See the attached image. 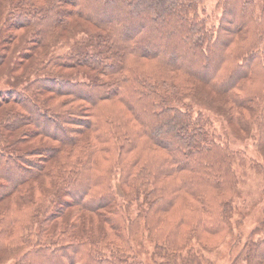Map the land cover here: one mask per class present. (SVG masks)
Masks as SVG:
<instances>
[{
	"label": "trees",
	"instance_id": "16d2710c",
	"mask_svg": "<svg viewBox=\"0 0 264 264\" xmlns=\"http://www.w3.org/2000/svg\"><path fill=\"white\" fill-rule=\"evenodd\" d=\"M201 2L0 0V64L19 48L0 90V264H204L230 234L234 261L264 264V205L244 232L233 201L237 165L264 171V0H219L213 25Z\"/></svg>",
	"mask_w": 264,
	"mask_h": 264
},
{
	"label": "rangeland",
	"instance_id": "374dc122",
	"mask_svg": "<svg viewBox=\"0 0 264 264\" xmlns=\"http://www.w3.org/2000/svg\"><path fill=\"white\" fill-rule=\"evenodd\" d=\"M219 0H202L200 3L199 11L201 13V16L207 17V20L209 23L217 24L218 19L220 17V6L218 5ZM258 5L262 2V0H256ZM116 8V7H115ZM100 13H102L103 9L99 10ZM110 12H114V9H112ZM83 22V21H80ZM65 38V37H64ZM76 37L69 38L66 40H60L57 45L55 43L54 46H49L46 50L48 54L59 52L63 53L70 49L71 43L73 40H75ZM23 42H21L20 45L18 40L11 39L8 43V46L10 45L12 48V51H14L15 47L18 48L22 45ZM60 44V45H59ZM18 45V46H17ZM58 45L60 47H58ZM57 48V49H55ZM11 53V52H10ZM19 54V48L18 51L15 53H12L11 55L8 54L7 59L3 60L5 62H2L0 64V90L4 89L3 91L13 90V88L4 87V82L9 84L10 81H6V78H3L4 75V63L8 62V65L6 66L7 69L9 68V64L11 65V62L15 61ZM28 61H26L27 63ZM25 63V64H26ZM23 68V67H22ZM21 67H14V69H11V71L14 73V75L18 76L22 72ZM12 75V76H14ZM6 77V76H5ZM10 78V77H9ZM4 80V81H3ZM16 85V86H15ZM24 85V82H17L13 83V86L16 87V90H19ZM208 88L206 86L202 89V94H206L209 97H212L211 93H208ZM50 93V92H47ZM0 94H3L1 91ZM7 94V92L5 93ZM4 96V95H2ZM0 96V98L2 97ZM6 96V95H5ZM214 96V95H213ZM3 98V97H2ZM213 98V97H212ZM217 98L214 96V99ZM207 112L209 110L207 108H204ZM211 117L213 118V126L220 127L221 129L225 130V135L233 140V137L229 131V129L226 127V122L223 119V116L221 113L218 114V112L212 111L210 112ZM47 128L52 129L51 123L47 125ZM222 130V131H223ZM223 134V133H222ZM234 141V140H233ZM248 141V140H247ZM41 143H53L51 139L39 136L38 134L33 135L32 137L26 138L27 146H33L40 145ZM232 147H237L238 150L243 149L247 157H252L253 159L262 161V156L256 151L255 147L251 145L250 142H238L234 141V144ZM236 174L238 176V182L236 189L234 191V198L233 201L235 204L239 205L241 208V211L243 212V225L239 226V229H242L245 231H248L250 228H252L255 223L258 221L260 215H261V209L264 205V171H256L253 166H251L249 163L246 164H239L236 166ZM237 236H234V234L227 235L223 241L220 244H217L214 250L211 251H205L203 255V262L204 264H242V261H234L235 252H237ZM243 242V238L240 240V243ZM11 253V252H9ZM12 254H10V257L4 258L2 261V264H8L10 261H12ZM1 263V262H0ZM176 264H180L177 262Z\"/></svg>",
	"mask_w": 264,
	"mask_h": 264
}]
</instances>
